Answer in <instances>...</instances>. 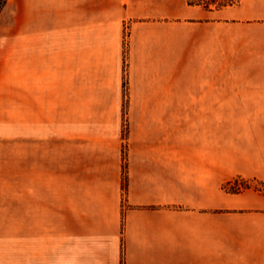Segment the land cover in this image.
<instances>
[{
  "label": "crops",
  "instance_id": "1",
  "mask_svg": "<svg viewBox=\"0 0 264 264\" xmlns=\"http://www.w3.org/2000/svg\"><path fill=\"white\" fill-rule=\"evenodd\" d=\"M63 1L81 37L119 43L115 73L129 26L128 133L117 86L89 169L60 188L23 173L17 264H264V190L224 188L264 185V0Z\"/></svg>",
  "mask_w": 264,
  "mask_h": 264
},
{
  "label": "rangeland",
  "instance_id": "2",
  "mask_svg": "<svg viewBox=\"0 0 264 264\" xmlns=\"http://www.w3.org/2000/svg\"><path fill=\"white\" fill-rule=\"evenodd\" d=\"M36 1L7 0L0 13V264H17L23 173L28 180L36 172L48 185L56 178L60 188L69 162L75 177L83 161L89 169L98 158L94 149L107 145L119 108L110 102L118 97L117 86L123 148L128 133L129 26H123L121 37L122 70L115 73L118 42L87 41L81 26L67 17L63 0ZM227 76L219 74V80ZM246 183L264 190L242 180L226 190H242Z\"/></svg>",
  "mask_w": 264,
  "mask_h": 264
},
{
  "label": "trees",
  "instance_id": "3",
  "mask_svg": "<svg viewBox=\"0 0 264 264\" xmlns=\"http://www.w3.org/2000/svg\"><path fill=\"white\" fill-rule=\"evenodd\" d=\"M240 0H186L188 6H197L207 11L212 10H222L227 7L235 6L239 3ZM7 0H0V13L2 12L3 8L6 5ZM246 182V181H245ZM264 186L263 184H260ZM122 186L123 188L126 186V177L123 176L122 179ZM231 185H227L224 188L227 189ZM250 186L246 183L243 189L249 188ZM231 193H238L241 191L240 188L230 189L228 190Z\"/></svg>",
  "mask_w": 264,
  "mask_h": 264
}]
</instances>
